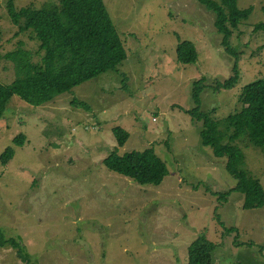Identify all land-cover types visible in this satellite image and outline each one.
Wrapping results in <instances>:
<instances>
[{
	"label": "rangeland",
	"instance_id": "374dc122",
	"mask_svg": "<svg viewBox=\"0 0 264 264\" xmlns=\"http://www.w3.org/2000/svg\"><path fill=\"white\" fill-rule=\"evenodd\" d=\"M6 1L0 0V82L9 84L15 75L4 56L18 43L36 55L39 42L32 33L16 36ZM46 1L14 4L39 8ZM103 2L128 59L42 106L12 96L0 118V158L13 138L27 137L8 165L0 161V231L30 257L25 263L0 247V264H188V248L201 236L216 247L212 264H264V208L244 210L237 192L220 199L236 181L225 160L201 144L202 122L187 113L195 107V82L208 87L232 76L234 59L222 47L215 14L196 0ZM263 6L264 0L238 2L252 8L231 40L241 79L232 90L201 94L202 112L214 110L215 119L239 111L244 89L264 80V30H255ZM182 42L195 45L196 64L177 62ZM114 127L130 133L124 146ZM238 145L264 187V155L246 141ZM147 148L169 170L158 186H140L102 164L112 151Z\"/></svg>",
	"mask_w": 264,
	"mask_h": 264
},
{
	"label": "trees",
	"instance_id": "16d2710c",
	"mask_svg": "<svg viewBox=\"0 0 264 264\" xmlns=\"http://www.w3.org/2000/svg\"><path fill=\"white\" fill-rule=\"evenodd\" d=\"M196 1L215 14L214 26L222 37L225 53L234 59V65L232 76L225 82H214L207 87L202 79L193 84L195 107L187 113L193 121L202 122L201 144L211 149L215 158L225 160L226 172L236 181L235 187L222 194L220 199L237 192L244 197V210L261 209L264 208V187L246 168V157L238 143L246 141L264 155V80L247 86L240 95L242 108L224 119H215L212 116L214 110L208 113L201 110L204 89H211L214 93L232 90L241 79L240 55L233 49L231 40L235 30L251 15L252 8L240 9L239 0ZM5 8L10 22L17 28L16 36L32 33L39 48L33 55L23 43H18L14 51L4 56L13 65L15 78L9 84L0 82V118L12 96L31 106H42L84 82L117 70L128 59L103 0H47L39 8L29 5L19 9L15 8L14 0H7ZM255 30H264V22L256 25ZM35 57L39 58L37 62ZM176 57L181 65H193L199 59L191 42L180 43ZM72 105L87 108L84 102L76 99L72 100ZM112 133L120 147L130 137V133L121 127H114ZM26 141L24 134L13 138V146L1 155V164L8 165L14 156V147H23ZM102 164L108 171L127 177L140 186H158L169 175L167 164L153 148L122 156L115 150L102 160ZM7 246L16 252L20 261L29 262L30 257L23 247L13 239H6L0 231V247ZM215 250L213 243L204 236L199 237L188 248V264H212Z\"/></svg>",
	"mask_w": 264,
	"mask_h": 264
}]
</instances>
